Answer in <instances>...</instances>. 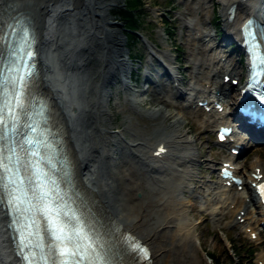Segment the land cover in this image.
Wrapping results in <instances>:
<instances>
[{
	"label": "bare ground",
	"instance_id": "obj_1",
	"mask_svg": "<svg viewBox=\"0 0 264 264\" xmlns=\"http://www.w3.org/2000/svg\"><path fill=\"white\" fill-rule=\"evenodd\" d=\"M8 1L24 8L33 17L32 28L38 70L35 83L46 90L53 108L61 117L64 136L66 135L72 143L71 148L67 145L72 164L71 170L81 179L84 190L94 197L96 203L109 215L118 229L134 236L147 247L149 253L147 264H173L174 262L175 264H195L197 250L195 245L190 244L189 232L180 237L178 241L176 240V229L180 227L184 215L177 214L170 218L154 219L157 211L165 210L167 205L166 200L163 199L165 192L160 189L159 192L163 193L162 197L156 198L157 192L154 195L147 189L144 180L138 175L148 171H159L154 164L160 161L171 159L175 164L182 166L195 163L196 159L201 157V153H195L192 142L185 136L191 128H193L192 132H195V126L191 124L186 131L183 126L184 116L177 119V114L169 111V108L185 110L187 113L185 120L186 115H196L200 126L208 125L210 119H212L211 123H217L219 126L230 125L228 121H224L223 113L226 108V97L230 96L233 86L230 80H224V76L237 79L239 76L234 66L221 63L222 55L212 45H208L209 43H206L209 50L198 45L195 49L199 53H206L209 57L204 62L198 60L195 73L197 76H203L205 83L211 84H203L201 88L190 85L192 94L186 104L173 105L160 97L171 95L177 98L183 94L181 77L172 74L175 89H160L156 98L149 102L153 104L159 101L163 107L154 109L150 106L145 107L143 104L147 101L144 97L146 92L143 89L131 88L119 77L125 76L127 72L129 56L124 57L120 48L123 41L117 33L118 24L108 17L110 9L118 4L117 0ZM210 1L195 0L196 10L205 13L206 5ZM250 1L255 5L262 4V0L220 1L221 16L227 37L235 36L238 25L248 16L264 22L263 16L257 14L258 12ZM188 7L187 4L185 14L191 15ZM228 7H233L230 18L227 13ZM185 22V27L193 32L192 43L194 41L204 42L205 38L212 41L208 31L194 27L192 20ZM164 57L170 64L169 57L166 54ZM91 66L94 67L92 74H90ZM114 73L119 75L118 81L122 83L124 90L132 95L136 105L134 112L140 119L149 120L153 124L157 123L154 125V131H150L148 135L131 134L130 142L122 144L131 150L134 162L145 167V170H139L133 165L135 163L127 161L125 157L119 163L114 161L116 171L109 178L114 185L120 187L118 195L113 192L111 183L104 182L103 185L97 181L102 158L104 162L110 159L111 154L121 148L116 140H121V135L128 133L127 126L117 120L114 121L112 113L105 105L107 91H103L102 95L99 94ZM220 74L222 75L219 79ZM216 105L222 107L221 112ZM208 108L209 114L205 111ZM112 124L113 126L122 124L121 129L118 132L110 131ZM158 125H163L171 134L157 136L156 133L160 130H157ZM251 134L252 139L264 143V131L251 130ZM230 141V139L227 141V146L233 149L236 145L242 144L244 139L241 138L235 143ZM228 156L231 159L234 158L232 154ZM247 162V160L244 161L245 165ZM232 163H235V160ZM263 166V161L250 164L251 171L246 181L241 184L244 192H238L236 186L231 183L227 186L229 179H221V183L225 185H219L222 190L217 192L216 197L223 206L219 210L214 207L206 208L210 210L217 222L229 215L232 218L229 225L237 229L250 220L251 224L263 226L264 210L256 199L253 187L250 186V182L258 183L261 179H253L252 174L264 175ZM171 168L183 180L193 176L189 171ZM234 173L240 176V171L237 169H234ZM158 182L161 187L164 181L158 180ZM186 188L188 186L184 182L175 186L176 191H185ZM137 193H140L139 198L136 197ZM242 198H247L246 202L249 204H245ZM115 202L120 206L123 204L121 210L115 208ZM247 207L256 210L257 219L248 216L249 208ZM239 217L244 219L242 223L237 220ZM247 227L250 228V225ZM251 232L254 233L255 230L252 229ZM260 236L258 234V238ZM168 237L172 240V247L166 245L165 239ZM15 262L16 257L12 253L11 242L6 230V218L0 206V264H14ZM208 264L211 263L208 262Z\"/></svg>",
	"mask_w": 264,
	"mask_h": 264
},
{
	"label": "rangeland",
	"instance_id": "obj_2",
	"mask_svg": "<svg viewBox=\"0 0 264 264\" xmlns=\"http://www.w3.org/2000/svg\"><path fill=\"white\" fill-rule=\"evenodd\" d=\"M220 1L221 0H211L206 5V12L203 13L196 10L195 0H142L144 7L138 18L139 28L136 37L132 42L126 40L123 24L118 14L125 0H117L118 4L110 9L108 17L118 24L117 33L123 41L120 45L123 55L124 57H127V55L132 57L127 60L129 63L125 76H119L117 73H114L108 83L103 86L102 91H99L100 95L103 94V91H107L108 96L105 105L112 113L114 121L117 120L128 128V133L122 134L121 140H116V143L121 145V148L114 151V153L111 154V158L107 161L104 162L102 158L98 170L99 177L97 181L103 185L104 182L111 183L113 192L117 193V195L120 193V187L118 188L114 185L111 178H109L116 171L114 161L119 163L125 157L127 161L135 163L136 165H133L139 168V170H145V167L134 162L131 150L122 146V144H124V142H130L129 139L131 134H137V136L148 135L150 131H154V125L157 124H153V122H149V120H141L142 118L140 119L134 112V107H136V105L133 102V97L129 92L124 90L122 83L118 81V76L122 81L127 82L131 88L137 90L143 89L146 92L144 97L147 101L143 104L145 107L150 106L152 109L163 107L159 101L153 104H149V102L153 98H156L160 89L167 88L172 90V78L163 74L162 66L159 65V61L155 59V57H157L163 64H166L168 63V60L164 57L166 54L171 61L170 66L173 70V74H177L182 79L181 88L184 92L177 98L171 95L160 97L173 103V105L186 104V101L192 94L190 85L201 88L203 84H211L208 82L205 83V78L203 76H197L195 73L198 60L204 62L209 57L206 53H199L195 47L199 45L203 49H208L206 45L208 43L210 45L218 44L222 37L220 36V32H225L221 16ZM250 3L252 4V2ZM187 4L189 5L188 8L190 9L191 15L185 14L187 12ZM212 4L214 6H212ZM261 5L264 6V0H262ZM186 20H192V25L194 27L208 31L211 34L212 41L210 42L209 38H205L207 42L194 41V45V42L192 43L193 32L185 27ZM226 36L227 34L225 32V37ZM231 48L229 44H224L220 47L216 46V50L222 56H228L224 58V60L226 63L234 66L238 75L241 74L243 70L242 55L237 51L231 52ZM239 59L241 60L240 62ZM137 67H139L140 70L135 74L137 78H139L141 85L137 84L135 86L134 82H129L128 75L130 69H136ZM92 71H94V67L91 66L90 74H92ZM94 76L93 80L95 79ZM148 80L154 81L155 84H151ZM235 89L236 86L230 92V96L233 95ZM213 93L215 94L214 91ZM230 96L226 97L227 105L232 102ZM224 110L226 111V108ZM169 111H173L177 114V119L184 116L183 126L186 131L191 124L195 126V132H192L193 128H191L185 136L192 142L195 153H201V157L196 159L195 163H188L182 166L175 164L171 159L168 161H160L153 164L156 165L157 169L161 172L148 171L145 174L138 173V176L144 180L145 187L154 195L155 192H157L156 198L162 197L163 193L159 192L160 189L165 192L163 194V199H165L167 203L165 210L157 211L154 219L160 217L170 218L177 214L184 215L180 227L176 229V240L178 241L180 237L189 232L190 244L195 245L197 250L195 264H208V262L214 264L207 255H214L219 263L228 264V254L231 255V258L236 263L243 260L245 262L252 261L254 264H264V228L262 226L254 223L251 224L250 220L237 229L233 227V225H229V222L232 220L229 215L217 222L210 213V210H206V208L211 207L219 210L223 206L221 201L216 197L217 192L222 190L219 186L221 180L218 177L221 164L224 163V161L235 160L234 166L240 171V176L243 177L245 181L251 171L250 164L252 162L263 161L264 165V145H259L260 143L246 139L245 137V141H243L242 145L244 150L238 156L232 155L234 158L231 159V157L228 156L232 154L229 148L225 145H219L216 142L215 133L218 125L217 123H211L212 119L209 120L208 125L200 126L198 118L195 117L196 115H186L185 120V114H187L185 110L169 108ZM204 118H208V116H204ZM99 125H101V123H99ZM121 125L113 126L112 124L110 131L118 132L119 129H121ZM157 130H159L156 133L157 136L160 134H164L165 136L171 134L163 125H158ZM66 141L71 148L72 143L67 139V136ZM114 158L115 160H113ZM245 160L248 161L246 165L244 163ZM171 167L189 171L193 176L192 178L183 180V178ZM76 179H78L77 181L80 186L83 187L81 179L77 175ZM158 180L164 181L162 183L164 187L162 185L159 187L160 183ZM183 182L188 188H186L185 191H176V184H181ZM238 192H244V189ZM136 197L139 198L140 193H137ZM109 198L111 199V197ZM242 200L245 201V204H249L246 202L247 198H242ZM116 203L117 202H115V208L121 210L123 204L120 206ZM247 208H249L248 216L257 219L258 215L256 210L252 207ZM249 225L250 228L247 227ZM252 229L255 230V235H253V237L251 233ZM258 233L261 235L259 238L256 237ZM165 242L167 246H173L171 245V238H166ZM181 243L183 242L181 241ZM191 245L188 244L190 247ZM233 247L240 254L239 256H235L232 250ZM250 251L254 253L252 254ZM175 263L176 262L173 264Z\"/></svg>",
	"mask_w": 264,
	"mask_h": 264
},
{
	"label": "snow or ice",
	"instance_id": "obj_3",
	"mask_svg": "<svg viewBox=\"0 0 264 264\" xmlns=\"http://www.w3.org/2000/svg\"><path fill=\"white\" fill-rule=\"evenodd\" d=\"M17 29L28 38V28L20 21L4 28L8 34ZM32 56L29 44L23 49L15 45L5 49L0 61V203L15 226L17 264H113L104 237L86 224L82 214L68 209L54 176L55 164L45 155L44 133L36 121L24 119ZM259 99L264 101V93ZM226 174L230 175L227 170ZM257 187L264 196V184ZM133 251L143 253L145 260L149 256L143 246Z\"/></svg>",
	"mask_w": 264,
	"mask_h": 264
},
{
	"label": "trees",
	"instance_id": "obj_4",
	"mask_svg": "<svg viewBox=\"0 0 264 264\" xmlns=\"http://www.w3.org/2000/svg\"><path fill=\"white\" fill-rule=\"evenodd\" d=\"M144 7V3L142 0H125L123 7L118 11V14L121 18L123 28H124V35L126 39L130 42L133 41V39L136 37L135 32L138 30L139 22L138 18L141 13V10ZM166 24V22H165ZM233 252L235 253V256H239L240 254L236 251V249L232 248ZM252 253V251H250ZM254 253V252H253ZM252 253V254H253ZM228 254V253H227ZM212 263L214 264H221L219 261L215 258L214 255H208ZM229 263L228 264H254L252 261L245 262L243 260H240L239 262H235L231 255L228 254Z\"/></svg>",
	"mask_w": 264,
	"mask_h": 264
}]
</instances>
